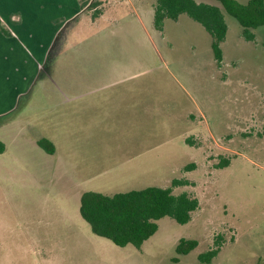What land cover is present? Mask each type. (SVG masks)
<instances>
[{"label":"rangeland","instance_id":"1","mask_svg":"<svg viewBox=\"0 0 264 264\" xmlns=\"http://www.w3.org/2000/svg\"><path fill=\"white\" fill-rule=\"evenodd\" d=\"M93 1L62 23L29 85L0 21V112L13 107L0 116V264H207L199 255L216 247L208 264H264V26L246 41L219 2L194 0L224 16L218 66L187 16L158 31L156 0ZM173 180L199 209L184 225L160 219L139 248L95 235L80 215L85 192ZM181 240L197 247L179 256Z\"/></svg>","mask_w":264,"mask_h":264},{"label":"trees","instance_id":"2","mask_svg":"<svg viewBox=\"0 0 264 264\" xmlns=\"http://www.w3.org/2000/svg\"><path fill=\"white\" fill-rule=\"evenodd\" d=\"M224 11L242 28V37L253 41L252 30L264 26V0H248L240 3L236 0H216ZM82 8L89 0H80ZM97 3H90L91 10ZM185 15L200 24L211 38V50L218 66L222 62L221 44L227 33V25L221 10L216 6L197 3L194 0H156L154 5V27L161 31L164 20L177 21ZM10 35L9 32H7ZM39 145L45 148L40 141ZM4 145L0 142V153ZM228 162L220 163L227 166ZM192 166V165H191ZM190 168L187 166L186 169ZM186 181L173 180L171 187H147L112 196L98 192H85L80 197L79 212L92 232L123 248L128 245L139 248L158 230L157 222L169 217L177 224L190 222L192 213L199 209V201L186 193L174 194L172 188L186 185ZM197 247L195 241L181 240L176 253L187 255ZM221 247H216L199 255V260L210 263Z\"/></svg>","mask_w":264,"mask_h":264},{"label":"crops","instance_id":"3","mask_svg":"<svg viewBox=\"0 0 264 264\" xmlns=\"http://www.w3.org/2000/svg\"><path fill=\"white\" fill-rule=\"evenodd\" d=\"M92 2L94 1L89 0V4L82 8L80 0H0V21L12 34L4 48L8 53H13L12 63L19 61L12 67V71L23 74L20 79L22 82L27 81L26 84H30L36 72L42 68L43 63H46L52 39L62 23L86 13ZM2 60L6 62L9 59L5 56ZM19 66H22V72ZM0 67H3L0 68V72L5 77L7 69L3 65ZM24 67H27V71ZM6 80L8 79L3 81L6 83ZM22 93L24 91L13 96V105ZM12 108L7 110L5 108L0 112V116L7 114ZM44 152L51 155L46 150ZM3 153L4 151L0 154ZM44 257L46 264H55L49 260L52 256Z\"/></svg>","mask_w":264,"mask_h":264}]
</instances>
